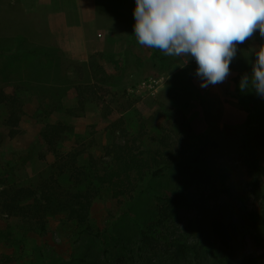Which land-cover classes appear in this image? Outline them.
<instances>
[{"label": "rangeland", "instance_id": "1", "mask_svg": "<svg viewBox=\"0 0 264 264\" xmlns=\"http://www.w3.org/2000/svg\"><path fill=\"white\" fill-rule=\"evenodd\" d=\"M0 28L4 30L5 24ZM242 46L238 56H248V51L255 53L260 47L254 37ZM129 54L131 57L128 53L96 57L101 69L92 73L97 78L92 79L89 72L84 76H90L100 89L86 100L82 112L68 114L67 108L77 106L74 86L91 80L78 76L73 64L77 60L53 52L40 58L44 64H37L33 70L35 60L28 54L0 51V90L15 97L21 110L20 133L9 138L4 125L8 106L0 102V264H172L163 257L168 255L169 237L160 238L158 232L154 237L140 235V230L157 218L164 195L180 192L185 196L166 223L167 233L177 235L193 232L203 208L219 212L226 207L228 193L243 199L247 210L264 209V161L262 192L256 196L247 188V177L236 160L217 158L213 159L214 166L228 173L224 178L210 176L207 182L188 183L187 170L178 164L149 179L130 204L102 188L89 209V225L101 234L102 243L80 234L63 213L47 215L45 230L39 231L29 228L20 216L4 212L3 191L34 188L52 173L55 156L39 138L47 123L62 121L71 126L60 143L62 153L78 149L83 160L91 158L101 165L109 159L104 147L113 142L136 138V145L145 149L158 147L163 138H172L173 142L186 140L195 146L224 126L246 120L248 111L238 100L236 85L229 76L224 83L201 88L194 60L181 67V60L138 43ZM29 73H38V79L25 82ZM58 91L60 96L55 95ZM57 105L61 110H50ZM238 255L246 259L264 257V240L244 234Z\"/></svg>", "mask_w": 264, "mask_h": 264}, {"label": "trees", "instance_id": "2", "mask_svg": "<svg viewBox=\"0 0 264 264\" xmlns=\"http://www.w3.org/2000/svg\"><path fill=\"white\" fill-rule=\"evenodd\" d=\"M254 39L260 46L264 44L259 32ZM23 47L27 45L0 43V51H19L31 56V59L35 60L32 61L35 63L32 65L33 70L37 64H44L40 58L53 52L60 53L51 47L29 50ZM238 47L240 50L243 46L241 44ZM245 50L247 51V48ZM100 56L101 53H95L87 61L73 63L78 76L90 77L84 76L89 72L92 79H96L97 75L93 74L92 70L101 69L96 59ZM255 59V53L248 51V56L245 53L237 55L231 63V70L236 71L232 80L236 85L237 98L248 111L246 120L235 126H224L216 135L199 145L194 146L186 140L173 142L172 138H163L158 147L142 149L136 145V138H128L122 143L113 142L106 145L104 148L109 159L98 165L91 158L83 160L78 149L72 148L64 153L60 151L62 139L71 132L69 124L62 121L45 124L39 138L55 156L56 163L51 167L52 173L47 178L40 179L34 188L12 187L3 191L4 212L20 216L26 220L29 228L37 227L39 231L45 230L47 215L63 213L74 223L80 234L93 236L102 243L101 234L93 232L89 225L92 199L102 188H107L112 197L123 198L121 200L130 204L144 191L149 179L162 176L165 170H170L178 164H183V169L187 170L188 183L207 182L210 176L215 179L224 178L228 173L214 166L213 159L217 158L236 160L247 177V188L251 194L260 196L264 161V98L252 89H239L241 76L250 74ZM32 74L25 75V82L38 79V73H34V76ZM92 79L74 86L77 106L67 108L65 112H82L86 100L96 96L100 87L93 83ZM59 94V91L55 93ZM0 102L8 106L4 125L7 127L8 137L13 138L20 133L19 102L2 90ZM54 109L61 110V106L50 107V110ZM184 125L187 126L185 122ZM228 197L226 207L219 212L203 208L197 221L198 226L192 228L193 232L186 231L177 235L167 233L169 226L166 223L172 220L177 206L185 201V196L180 192L164 195V204L159 207L157 218L147 229H141L140 235L154 237L158 232L160 238L169 237L167 245L171 248L167 247V254L170 257H163H167L172 264H263V256L246 259L240 258L238 254L244 234H250L256 241L264 240V209L247 210L243 199L231 197L229 193Z\"/></svg>", "mask_w": 264, "mask_h": 264}, {"label": "clouds", "instance_id": "3", "mask_svg": "<svg viewBox=\"0 0 264 264\" xmlns=\"http://www.w3.org/2000/svg\"><path fill=\"white\" fill-rule=\"evenodd\" d=\"M132 15L136 42L181 60V67L194 60L201 88L226 81L239 45L257 32L264 39V0H135ZM255 55L239 89L264 98V44Z\"/></svg>", "mask_w": 264, "mask_h": 264}, {"label": "crops", "instance_id": "4", "mask_svg": "<svg viewBox=\"0 0 264 264\" xmlns=\"http://www.w3.org/2000/svg\"><path fill=\"white\" fill-rule=\"evenodd\" d=\"M134 8L135 0H0V43L51 47L77 61L95 53L131 57Z\"/></svg>", "mask_w": 264, "mask_h": 264}]
</instances>
